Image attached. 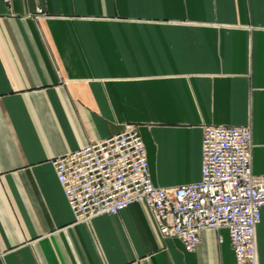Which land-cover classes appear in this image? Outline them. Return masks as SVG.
I'll return each mask as SVG.
<instances>
[{
  "label": "crops",
  "instance_id": "0c3cea01",
  "mask_svg": "<svg viewBox=\"0 0 264 264\" xmlns=\"http://www.w3.org/2000/svg\"><path fill=\"white\" fill-rule=\"evenodd\" d=\"M126 125L156 186L200 180L206 125L250 126L264 174V0H0V264H235L225 228L186 252L143 202L74 221L51 160Z\"/></svg>",
  "mask_w": 264,
  "mask_h": 264
},
{
  "label": "built area",
  "instance_id": "2783aa9c",
  "mask_svg": "<svg viewBox=\"0 0 264 264\" xmlns=\"http://www.w3.org/2000/svg\"><path fill=\"white\" fill-rule=\"evenodd\" d=\"M43 13L37 7L36 15ZM251 152L250 126L206 125L200 180L159 187L150 178L143 141L133 125H126L51 164L76 222L143 202L159 234L178 239L186 252L199 244L202 230L225 228L235 264H259L255 232L264 208V174L252 172Z\"/></svg>",
  "mask_w": 264,
  "mask_h": 264
}]
</instances>
